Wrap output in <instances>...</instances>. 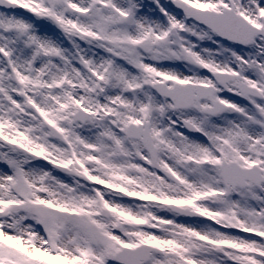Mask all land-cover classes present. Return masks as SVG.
Returning <instances> with one entry per match:
<instances>
[{
    "label": "snow or ice",
    "instance_id": "6c2138e0",
    "mask_svg": "<svg viewBox=\"0 0 264 264\" xmlns=\"http://www.w3.org/2000/svg\"><path fill=\"white\" fill-rule=\"evenodd\" d=\"M0 264H264V0H0Z\"/></svg>",
    "mask_w": 264,
    "mask_h": 264
},
{
    "label": "rangeland",
    "instance_id": "374dc122",
    "mask_svg": "<svg viewBox=\"0 0 264 264\" xmlns=\"http://www.w3.org/2000/svg\"><path fill=\"white\" fill-rule=\"evenodd\" d=\"M145 3H151V0H146Z\"/></svg>",
    "mask_w": 264,
    "mask_h": 264
}]
</instances>
